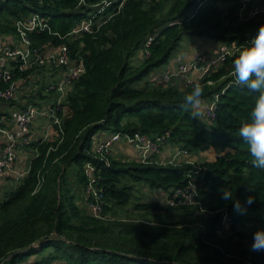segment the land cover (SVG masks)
Returning a JSON list of instances; mask_svg holds the SVG:
<instances>
[{
	"label": "trees",
	"instance_id": "16d2710c",
	"mask_svg": "<svg viewBox=\"0 0 264 264\" xmlns=\"http://www.w3.org/2000/svg\"><path fill=\"white\" fill-rule=\"evenodd\" d=\"M0 1V34L15 35L16 19L40 12L58 34L34 32L30 36L33 45L45 50L67 44L71 56L82 59L85 66L58 111L62 131L55 125L52 139L37 138L28 145L34 150L29 172L1 193L0 264H24L29 259V264H264V252L251 250L254 232L264 228V170L252 166L247 144L238 135L258 94L237 85L232 76L233 60L264 24V14L241 19L239 4L232 0L224 1L225 8L219 0L199 8L198 0H127L96 33L75 38L68 33L88 10L79 6L80 0ZM156 32L150 55L144 57V44ZM188 37L236 49L201 82L205 87L202 100L219 94L212 121L194 119L182 107L192 86L180 88L148 79L170 62ZM44 66L24 75L37 73L44 86L50 82ZM39 95L40 99L48 97ZM9 116L0 112V120ZM103 131L149 136L169 132L170 143L193 155L212 147L218 154L213 160L178 165L113 157L105 165L92 153L94 139ZM88 161L101 167L102 218L88 214L79 203L77 187L86 184ZM189 173L201 183L198 206L170 207L160 201L134 204L138 210H178L185 216L168 222L111 216L132 203L136 183L172 192L187 185ZM225 187L242 204L248 196L254 197L246 214L262 211L259 224L238 228L254 220L237 214L234 201L221 199ZM200 209L212 214L202 229L196 228L193 216ZM221 209L234 218L228 236L217 230Z\"/></svg>",
	"mask_w": 264,
	"mask_h": 264
},
{
	"label": "built area",
	"instance_id": "2783aa9c",
	"mask_svg": "<svg viewBox=\"0 0 264 264\" xmlns=\"http://www.w3.org/2000/svg\"><path fill=\"white\" fill-rule=\"evenodd\" d=\"M40 3L42 0H37ZM127 0H80L79 6H87V14L77 22L73 30L68 33L70 36L80 38L83 34L96 33L102 25L109 21L115 14L120 12ZM211 0H198V8L206 5ZM226 0H219V5L225 8ZM239 4L238 14L241 19L252 18L264 14V3L254 0H232ZM1 3V1H0ZM16 34L14 41L0 38V100L5 102H18L23 99H37L38 90H43L46 94H52L53 101L43 104L31 102L23 104L10 112V116L0 120V178L15 174L23 178L30 169V164L23 172H17L16 165L19 159L20 146L29 145L36 138L31 135L33 123L40 118L50 120V128L55 125L62 131V120L58 115L61 105L65 102L74 82L85 72L82 59L73 58L67 44H61L55 48L40 50L34 46L31 34L34 32L47 31L54 32L48 19L40 12L34 11L29 15L18 18L14 22ZM157 32L150 35L143 47L144 57L150 55V47L156 38ZM236 51L232 46L220 42L217 53L209 55L204 51H198L189 62L181 63L177 68H167L161 75H154L152 82L156 84L169 85L176 77H182L184 88L200 83L212 71L217 70L227 56ZM49 64L55 69L61 70L58 79L42 85L41 76L37 73L24 75L28 70H33L36 66ZM195 72L196 76H192ZM212 83V82H210ZM36 97V98H35ZM202 100L204 115L202 120L212 121L216 118L217 100ZM170 133L156 134L149 136L140 132L134 134H121L112 132L104 136L96 135L93 143L92 153L97 160L110 165V158H113V148L117 143L125 142L137 152L136 161L150 164H172L194 163L185 160L189 151L178 144H174L172 156L168 160H162L160 155L163 153L166 144L170 143ZM41 139L50 140L49 132L42 135ZM101 167L95 161H88L84 166L86 184L83 185L84 198L88 207L87 213L102 218L104 209V198L101 188L98 186L100 180ZM198 179L192 174H188L187 185L169 191L165 204L170 207L176 206H198L199 194ZM201 212H206L200 209ZM221 216L217 226L220 235L228 236L231 234V227L234 218L227 209L220 210ZM29 264V263H26ZM57 264H68L60 261Z\"/></svg>",
	"mask_w": 264,
	"mask_h": 264
},
{
	"label": "clouds",
	"instance_id": "9594fccd",
	"mask_svg": "<svg viewBox=\"0 0 264 264\" xmlns=\"http://www.w3.org/2000/svg\"><path fill=\"white\" fill-rule=\"evenodd\" d=\"M232 76L237 85L258 94L249 118L239 126L238 135L247 144L252 166L264 170V24L259 26L249 45L233 60ZM204 92V85L196 83L183 97L182 107L190 110L192 118L197 120L204 115ZM221 199L225 202L234 201L233 210L240 215H245L247 207L255 202L254 197L250 195L242 204L228 187L221 190ZM251 250L264 252V228L254 232Z\"/></svg>",
	"mask_w": 264,
	"mask_h": 264
},
{
	"label": "crops",
	"instance_id": "0c3cea01",
	"mask_svg": "<svg viewBox=\"0 0 264 264\" xmlns=\"http://www.w3.org/2000/svg\"><path fill=\"white\" fill-rule=\"evenodd\" d=\"M4 37L5 40H9V41H14L15 36L13 34H0V38ZM220 42H215L213 40H208V39H202V38H186L183 43L182 46L180 47V49L178 50V52L171 58L170 62L168 64H166L164 67H161L157 70H155L154 72H152L150 74V76L148 77L149 80H152L154 75H161L167 68H177L181 63L183 62H189L192 60L194 54L198 51H207L209 55H215L218 51V47H219ZM142 58V54L140 53L138 55V58H136L137 61H139ZM45 65V66H44ZM42 66V71L44 70V75L47 79H49V81H54L56 79H58V77L61 75V70L60 69H55L53 67H51L49 64H44ZM50 67L51 71H47V68ZM192 76H196V73L193 72ZM183 78L182 77H176L173 79L172 83H178V86H184V82H183ZM39 92H42L43 96H48L46 99H40L37 98L36 100L30 98V99H23L22 101H18V102H9L7 104V102L5 101H1L3 102V105H0V112H4V113H10L11 111L17 109V108H21L23 106V104L26 103H31V102H38V103H42V101L44 102L43 104H47V103H51L53 101L52 98V94H46L44 93L43 90H38ZM39 95V93H38ZM39 95V96H42ZM36 98V97H35ZM7 104V105H6ZM50 120H47L46 118H40L37 119L32 126V130H31V135L33 138H41L42 135L46 132H49L50 135V139L53 138V128H50ZM109 134V132L103 131V132H99L98 136H104ZM20 153H19V159H18V163L16 165V169L17 172H23L24 170H26L30 164V160L32 157H34V150H31L27 145H21L20 146ZM174 150V144L172 143H168L165 145L163 153L160 155V158L162 160H168L173 153ZM188 156H193L192 154H188ZM184 157L185 160H194L193 157ZM113 157L114 158H123V159H129V160H136L137 159V152L135 151V149L133 147H131L130 145L126 144L125 142H120L117 143L114 148H113ZM8 178V179H7ZM5 179V182L2 184L3 186H7L8 183H10L11 186H15L17 184V182L21 179L19 177H17V175L15 174H11L8 175ZM3 179V178H0ZM1 187V186H0ZM8 187V186H7ZM145 187V185H144ZM2 188V187H1ZM145 189V188H144ZM77 192H78V198H79V203L80 206L82 207L84 204V192H83V187H80L78 189L77 187ZM165 193L168 194V191H164ZM153 194L157 195L159 193H156L153 190ZM166 194V195H167ZM161 202V200H160ZM162 203V202H161ZM135 208V207H134ZM134 210V209H133ZM135 210L139 213V212H144V213H160V212H167L166 210H156V211H152V210H138L135 208ZM170 211V214L166 215V219H171V218H177L178 214L177 211L175 210V212H172V210H168Z\"/></svg>",
	"mask_w": 264,
	"mask_h": 264
},
{
	"label": "rangeland",
	"instance_id": "374dc122",
	"mask_svg": "<svg viewBox=\"0 0 264 264\" xmlns=\"http://www.w3.org/2000/svg\"><path fill=\"white\" fill-rule=\"evenodd\" d=\"M1 39H5L4 37H1ZM203 51V50H202ZM205 53H208L207 51H204ZM177 53V52H176ZM175 53V54H176ZM164 67V66H163ZM175 85V83H171L169 85ZM178 85V83H176ZM180 88H184V86H180ZM9 102H7L8 104ZM6 104V105H7ZM0 105H3V102H0ZM208 121V120H207ZM191 154V153H190ZM218 154L216 148H210L209 150H207L206 152H202L198 155H193V156H188V157H193L194 160H190L191 162H201V161H209V160H213L216 155ZM8 176H6L3 179H0V196L2 195L1 193L4 191L5 187L6 188H10V183H8V187L7 186H3L2 184L5 182V179ZM8 179V178H7ZM4 181V182H3ZM145 185V187H144ZM145 188V189H144ZM153 190L147 186V184L139 182L136 183V188L134 190V195H133V201L130 205L127 206L126 209L120 211V212H115L113 214H111L112 217H125V218H140V217H146L147 219L153 220V221H159V222H168L171 219H166V215L170 214V211L166 210L167 212H160V213H144V212H137L135 210V206L134 204L137 202H153V201H160L162 203H165L166 199H167V193H165L162 190L159 189H155L154 191L156 193H159L157 195L153 194ZM84 192V190H83ZM83 210L85 212L89 211L88 207L86 205V200L84 198V204L82 206ZM134 209V210H133ZM153 211V210H152ZM172 212H175V210H172ZM178 217H183L186 215V213H184V211H177ZM248 215L249 218H251L254 221H245L242 224H239L238 228L241 230H246V229H250L252 227H254L255 225L259 224L258 221L260 220V216L263 215V212L260 211L259 214L258 213H248L246 214ZM196 217L198 223L196 224V228H200L202 229V227L206 226L207 224L210 223V220L212 219V214H209L207 212H201L199 211L198 213H196L195 215H193ZM257 220V221H256ZM31 259L27 260L26 262H24V264L26 263H30Z\"/></svg>",
	"mask_w": 264,
	"mask_h": 264
}]
</instances>
